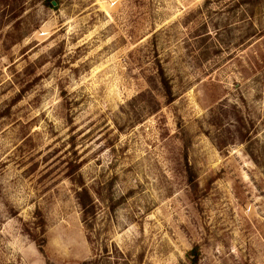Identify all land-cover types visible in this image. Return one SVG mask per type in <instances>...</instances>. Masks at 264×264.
<instances>
[{
    "label": "rangeland",
    "instance_id": "obj_1",
    "mask_svg": "<svg viewBox=\"0 0 264 264\" xmlns=\"http://www.w3.org/2000/svg\"><path fill=\"white\" fill-rule=\"evenodd\" d=\"M87 262L264 264V0H0V264Z\"/></svg>",
    "mask_w": 264,
    "mask_h": 264
},
{
    "label": "trees",
    "instance_id": "obj_2",
    "mask_svg": "<svg viewBox=\"0 0 264 264\" xmlns=\"http://www.w3.org/2000/svg\"><path fill=\"white\" fill-rule=\"evenodd\" d=\"M49 4H52V2H48ZM161 83L163 85V88L166 92V94L171 97V95H173V89H172V86L170 85V82L168 80V78L166 76H164V74L161 72ZM172 99V97L170 98ZM241 136L242 138H244L246 136L243 135V133H241ZM224 142L221 141V144H220V147H224ZM80 186L82 187V190L80 192H78L79 194V197H80V202H81V205L82 207L85 209V213L86 214H89V215H94L95 214V204H94V200H93V197L89 191L88 188H86L84 186V181L82 180V178L80 179V182H79ZM195 251V252H194ZM193 253L195 254V257H194V260L192 261L193 263H195L197 261V258H198V253H197V250H193ZM82 264H89L88 262L87 263H82Z\"/></svg>",
    "mask_w": 264,
    "mask_h": 264
},
{
    "label": "water",
    "instance_id": "obj_3",
    "mask_svg": "<svg viewBox=\"0 0 264 264\" xmlns=\"http://www.w3.org/2000/svg\"><path fill=\"white\" fill-rule=\"evenodd\" d=\"M53 4H55V2H53Z\"/></svg>",
    "mask_w": 264,
    "mask_h": 264
}]
</instances>
